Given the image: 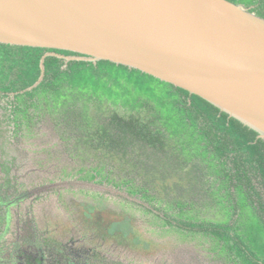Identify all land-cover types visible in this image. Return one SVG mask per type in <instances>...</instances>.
I'll use <instances>...</instances> for the list:
<instances>
[{
    "label": "trees",
    "instance_id": "16d2710c",
    "mask_svg": "<svg viewBox=\"0 0 264 264\" xmlns=\"http://www.w3.org/2000/svg\"><path fill=\"white\" fill-rule=\"evenodd\" d=\"M230 1L264 17V0ZM46 53L43 79L29 90ZM75 55L0 43V108L5 100L15 129L50 113L71 124L76 148L125 161L143 156L164 177L189 171L196 191L188 197L161 198L135 176L120 183L155 229L199 235L221 264H264V138L184 88L109 60L67 58ZM98 166L86 177L107 179ZM199 200L215 217L193 214Z\"/></svg>",
    "mask_w": 264,
    "mask_h": 264
},
{
    "label": "rangeland",
    "instance_id": "374dc122",
    "mask_svg": "<svg viewBox=\"0 0 264 264\" xmlns=\"http://www.w3.org/2000/svg\"><path fill=\"white\" fill-rule=\"evenodd\" d=\"M1 105L0 264H39L38 248L46 245L51 262L43 264H71L67 257L61 262L68 253L73 264H221L199 235L155 229L120 183L135 176L136 185L147 184L161 198L188 197L195 188L189 171L182 179L168 169L164 177L143 156L125 161L76 148L71 124L50 113L16 130L5 100ZM96 166L107 179L86 177ZM200 202L193 214L215 217Z\"/></svg>",
    "mask_w": 264,
    "mask_h": 264
},
{
    "label": "water",
    "instance_id": "95a60500",
    "mask_svg": "<svg viewBox=\"0 0 264 264\" xmlns=\"http://www.w3.org/2000/svg\"><path fill=\"white\" fill-rule=\"evenodd\" d=\"M0 43L109 60L184 88L264 138V17L230 0H0ZM27 89L34 88L45 72Z\"/></svg>",
    "mask_w": 264,
    "mask_h": 264
},
{
    "label": "flooded vegetation",
    "instance_id": "af4514ba",
    "mask_svg": "<svg viewBox=\"0 0 264 264\" xmlns=\"http://www.w3.org/2000/svg\"><path fill=\"white\" fill-rule=\"evenodd\" d=\"M43 245V244H41ZM58 247V246H57ZM49 245L43 246V247H39L37 253L41 254V262L39 264H43L44 262L50 263L51 261L48 259V257L45 256V254H47V252H45V250H48ZM55 249V248H54ZM61 248L58 247L57 250H59L58 252H60V254H64V252L62 250H60ZM53 250V249H52ZM65 256L63 257V260L61 262H63L64 260L67 259L70 261L71 264H73V253H68V255L64 254ZM61 257V256H60ZM50 261V262H49ZM34 261L31 262V264H33Z\"/></svg>",
    "mask_w": 264,
    "mask_h": 264
}]
</instances>
